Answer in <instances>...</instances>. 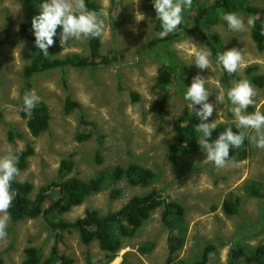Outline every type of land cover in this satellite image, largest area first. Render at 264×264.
<instances>
[{"label": "rangeland", "instance_id": "374dc122", "mask_svg": "<svg viewBox=\"0 0 264 264\" xmlns=\"http://www.w3.org/2000/svg\"><path fill=\"white\" fill-rule=\"evenodd\" d=\"M95 1L106 6L109 12L101 37V55L114 58L113 62L85 69H56L34 77L32 91L47 105L51 116L49 129L34 137L21 114L22 73L29 63V42L20 37L25 11L17 0H0V40L3 42L0 46V157L33 147L28 168L18 178L32 183L33 197L43 187L59 181L58 170L64 160L75 163L69 177L89 180L101 172L109 175L101 192L56 220L73 222L84 217L87 211L106 215L120 210L132 197L152 190L160 191L170 202L181 203L186 232L177 257L186 264L197 262L209 245L215 249L209 255L208 264H231L232 249L242 247L250 251L264 245V198L248 193L251 186H260L259 190L264 192V150L248 143L243 160H230L221 169L205 161L207 154L202 149L193 160L184 158L185 163L181 165L168 159L177 122L201 108V105L191 106L184 98L195 76L204 78L210 93L208 102L215 105L213 115L205 123L215 121L216 125L236 124L230 111L234 106L227 98L230 88L249 76L264 79V50L259 51L252 39L251 27L247 26L249 16L237 13L244 20L246 30L233 31L221 18L223 11H212L210 16L215 22L204 29L207 35L218 37L226 51L236 48L241 52L243 66L228 82L211 55L209 69L201 70L195 65L197 51L204 49L211 53L199 34L185 32L173 41H161L153 0ZM201 3L211 6L214 0H201ZM250 5L260 9L257 17L264 23V0H251ZM184 10L190 17L189 28H193L196 12L193 8ZM137 11L145 17L139 23L135 19ZM72 54L89 56L87 39L70 40L59 57ZM251 85L256 91L255 103L246 113L257 109L264 113V87ZM222 91L225 101L218 104L216 96ZM69 100L74 107L67 109ZM81 135L88 139L78 140ZM131 164L154 171L157 175L154 184L131 186L126 177L114 179L118 169H126ZM48 196L57 199L58 192L50 190ZM235 198L241 201V207L236 215L229 216L224 204ZM49 204L47 200L45 208ZM161 217L162 209L156 210L135 237L125 239L124 248L111 264H167L168 238L183 235V230L181 226H165ZM6 231V239L0 240L3 264H21L28 247L40 249L42 259L46 260L56 244L61 255L72 257L76 264L90 261L100 264L105 256L97 242L86 246L76 231L62 233L43 217L18 222L10 218ZM147 243L153 250L140 252Z\"/></svg>", "mask_w": 264, "mask_h": 264}, {"label": "trees", "instance_id": "16d2710c", "mask_svg": "<svg viewBox=\"0 0 264 264\" xmlns=\"http://www.w3.org/2000/svg\"><path fill=\"white\" fill-rule=\"evenodd\" d=\"M24 8L25 22L20 27V37L29 42L27 57L29 63L23 68L24 88L22 90L21 114L27 119V128L34 137H39L49 129L50 113L47 105L40 100L31 112L24 110L23 97L25 93L31 92L33 89L32 79L37 75L47 73L56 69H65L68 67L76 69H85L97 67L100 65H109L114 58L101 55V38H88L87 46L89 56L79 54L68 55L66 58H60L61 46L58 38L60 31L57 30V36L54 37L55 43L49 48V56L45 57L41 50L35 45V36L32 30V19L41 12L40 5L44 0H17ZM251 0H214L211 6L201 3V0H193L192 7L196 15L193 17L194 27L189 28L188 20L190 17L184 10L182 12L183 22L179 28L168 34L161 41H173L179 38L184 32L198 33L211 49V56L217 61V55L226 51L222 46L220 39L216 36L207 35L206 31L214 24L211 18L212 11L221 10L226 13H243L246 16L255 17V26L251 27V36L259 51L264 50V23L257 15L260 9L250 5ZM87 8L99 12L103 7L95 0H85ZM157 30L162 31L161 22L157 20ZM205 29V30H204ZM3 42L0 40V46ZM224 72V78L230 82L236 76L235 73L229 74L220 66ZM254 71V70H252ZM229 74V76L227 75ZM247 80L250 83H256L260 87H264V79L259 76H249ZM67 102L68 107H74V104ZM68 111V110H67ZM185 121V122H184ZM1 122V121H0ZM195 113L186 114L183 120L176 127V132L171 145L169 146L168 159L176 165L182 164L184 158L193 160L194 155L200 150L199 141L202 133L196 131V127L201 123ZM227 127H231L238 134L239 129L235 124H230L225 128H217L212 132L209 139H218L219 135L224 132ZM11 135V133H9ZM88 139L87 136L81 135L78 140ZM249 140L246 137L240 148H231L230 157L232 160H243L247 155V146ZM240 153V154H239ZM18 156L17 167L20 169V175L28 168L29 159L34 155L32 146H27L25 150L14 153ZM75 163L71 160H64L58 170L59 181L52 182L47 187H43L35 197L32 196L33 185L29 181L19 180V176L12 182V191L16 192L11 207L8 209V215L13 222L23 221L26 219H37L43 217L47 223L55 230L62 233H70L76 231L79 234L80 241L89 246L94 242L98 243L100 250L104 253L101 264H111L117 257L118 253L124 248L123 241L133 238L150 220L151 215L158 209H162V222L169 228L181 225L183 235H170L168 238V259L167 264H186L178 259L177 254L185 243L184 233V208L175 201H168L162 196L160 191L152 190L143 196H134L120 210L109 212L106 215H100L97 211H87L84 217L75 221H65L57 219L65 213L70 212L75 207L80 206L88 197L101 192L108 181L109 175L101 172L89 180H83L78 177H69L74 169ZM118 175H114V179L118 177H126L131 186L149 187L154 184L157 175L149 168L141 165L131 164L126 169H118ZM260 186H251L248 193L256 198H264V192L259 189ZM56 190L58 192L57 199H51L48 192ZM117 193H120L118 190ZM47 200L50 204L45 208ZM241 207V201L235 198L232 201H226L224 211L227 215H236ZM214 247L209 245L205 248L202 257L195 264H208L209 255L214 251ZM153 250L152 245L147 243L140 248V252L149 253ZM40 249L28 247L24 250V259L21 264H76L72 257L61 255L58 245L53 248L50 257L46 260L42 259ZM248 263L264 264V245L258 246L254 250L247 251L245 248L232 249L230 253L231 264H242V261ZM0 264L3 261L0 260ZM89 264H93L90 261Z\"/></svg>", "mask_w": 264, "mask_h": 264}, {"label": "clouds", "instance_id": "9594fccd", "mask_svg": "<svg viewBox=\"0 0 264 264\" xmlns=\"http://www.w3.org/2000/svg\"><path fill=\"white\" fill-rule=\"evenodd\" d=\"M193 0H153V7L157 13V20L161 22L162 31L159 37L163 39L168 34L175 32L183 22L182 12L185 7L191 8ZM41 12L32 19V30L35 36V45L42 51L45 57L49 56V48L54 45V37L57 30L60 31V46L63 51L70 40L81 41L88 38H101L105 33V22L109 16L107 7L99 12L89 10L85 0H44L40 5ZM227 22L233 31L246 30L245 22L235 13H226L221 17ZM136 22L144 20V14L135 13ZM255 17L247 20L248 27L255 26ZM210 55L207 50L201 49L195 54V65L201 69L210 68ZM218 66H222L229 74L236 73L243 66L241 52L232 48L217 55ZM210 93L205 87V80L197 75L193 78L190 87H187L185 100L191 102V106L201 105L196 113L201 123L196 127L198 133H202L199 146L206 152L207 162L214 163L217 169L226 167L230 160V149L240 148L247 137L249 143L264 150V113L259 109L254 113H246L249 106L254 105L256 91L247 80H241L227 91V98L234 106L230 109L235 117L236 128L242 129L238 134L231 127L222 132L218 139L210 142L209 138L216 122L205 123L213 115L215 105L209 103ZM41 98L35 91L25 93L23 97L24 110L31 112L40 103ZM225 95L222 91L216 96L218 104H224ZM254 132L250 135L249 132ZM18 156L9 152L0 157V240L7 237V223L10 219L8 209L17 195L12 191V182L20 175L17 167Z\"/></svg>", "mask_w": 264, "mask_h": 264}, {"label": "crops", "instance_id": "0c3cea01", "mask_svg": "<svg viewBox=\"0 0 264 264\" xmlns=\"http://www.w3.org/2000/svg\"><path fill=\"white\" fill-rule=\"evenodd\" d=\"M185 33V32H184ZM183 33V34H184ZM187 33H193V32H187ZM198 34V33H197ZM202 38V37H201ZM192 113H194V112H192ZM196 114V113H195ZM199 119V118H198ZM181 120H183V119H181ZM181 120H179L178 122H177V125L180 123V121ZM185 122V121H184ZM205 122V121H204ZM230 124H235V123H229V124H227V125H217V128H225L226 126H228V125H230ZM177 125L175 126V129H174V132H173V135H172V139H171V142H170V145H171V143H172V141H173V138H174V135H175V132H176V127H177ZM236 125V124H235ZM216 128V129H217ZM216 129H214V130H216ZM213 130V131H214ZM239 131H242L241 129H239ZM216 139H209V141L210 142H214ZM169 145V146H170ZM200 149H201V147H200ZM195 156V155H194ZM229 160H231V161H238V160H232V159H229ZM181 162H183V160L181 161ZM185 162H183L182 164H184ZM176 165V164H175ZM179 165H181V164H179ZM172 201H174V200H172ZM175 202H177V201H175ZM177 203H179V202H177ZM179 204H181V203H179ZM184 215H185V213H184ZM185 220V219H184ZM166 226V225H165ZM178 226H181V225H178ZM210 261V260H209ZM185 262V261H184ZM196 263V262H195ZM194 263V264H195Z\"/></svg>", "mask_w": 264, "mask_h": 264}]
</instances>
